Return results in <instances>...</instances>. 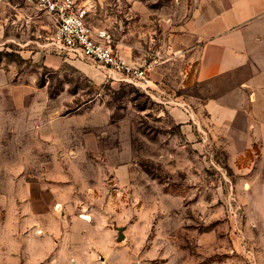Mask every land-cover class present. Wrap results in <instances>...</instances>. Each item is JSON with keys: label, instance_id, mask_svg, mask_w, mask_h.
I'll list each match as a JSON object with an SVG mask.
<instances>
[{"label": "rangeland", "instance_id": "1", "mask_svg": "<svg viewBox=\"0 0 264 264\" xmlns=\"http://www.w3.org/2000/svg\"><path fill=\"white\" fill-rule=\"evenodd\" d=\"M77 1L149 82L0 0V264H264L263 165L230 158L175 48L197 0Z\"/></svg>", "mask_w": 264, "mask_h": 264}, {"label": "crops", "instance_id": "2", "mask_svg": "<svg viewBox=\"0 0 264 264\" xmlns=\"http://www.w3.org/2000/svg\"><path fill=\"white\" fill-rule=\"evenodd\" d=\"M180 29L175 48L210 86L212 130L234 161L252 153L264 168V0H197Z\"/></svg>", "mask_w": 264, "mask_h": 264}, {"label": "built area", "instance_id": "3", "mask_svg": "<svg viewBox=\"0 0 264 264\" xmlns=\"http://www.w3.org/2000/svg\"><path fill=\"white\" fill-rule=\"evenodd\" d=\"M42 6L55 23V39L72 55L86 58L129 80L149 82V67L128 61L112 44L108 29H94L87 3L77 0H31Z\"/></svg>", "mask_w": 264, "mask_h": 264}, {"label": "water", "instance_id": "4", "mask_svg": "<svg viewBox=\"0 0 264 264\" xmlns=\"http://www.w3.org/2000/svg\"><path fill=\"white\" fill-rule=\"evenodd\" d=\"M118 231H119V239H123L124 238V233H123V228L122 227H118Z\"/></svg>", "mask_w": 264, "mask_h": 264}]
</instances>
